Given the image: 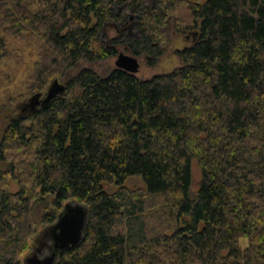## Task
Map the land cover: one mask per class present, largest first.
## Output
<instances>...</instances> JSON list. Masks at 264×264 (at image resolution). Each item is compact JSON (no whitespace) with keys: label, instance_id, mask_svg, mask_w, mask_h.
Segmentation results:
<instances>
[{"label":"trees","instance_id":"1","mask_svg":"<svg viewBox=\"0 0 264 264\" xmlns=\"http://www.w3.org/2000/svg\"><path fill=\"white\" fill-rule=\"evenodd\" d=\"M122 1L0 0V57L10 37L34 39L31 90L66 78L0 141V264H25L38 225L49 232L68 201L88 207V223L57 264H264V0H131L134 23L106 43ZM170 17L194 32L178 68L144 79L96 68L120 48L154 64ZM135 175L145 187L130 193ZM50 195L37 221L33 202Z\"/></svg>","mask_w":264,"mask_h":264},{"label":"rangeland","instance_id":"2","mask_svg":"<svg viewBox=\"0 0 264 264\" xmlns=\"http://www.w3.org/2000/svg\"><path fill=\"white\" fill-rule=\"evenodd\" d=\"M130 1L123 0L117 5H114L116 13L122 18L118 21V24H114V26H110L103 31L102 39L104 42L109 43L115 36L120 34L118 31L120 27L134 23L137 13L130 10ZM148 1L155 2L156 0ZM126 3L127 7L123 8ZM132 33L136 34L137 30H133ZM165 35L167 36L166 50L154 64L149 62L148 56H138L141 64L140 70L136 73L138 77L144 79L157 74H165L178 68L182 64L180 51L194 42V32L190 29H179L176 20L170 17L165 26ZM8 47L11 51V56L0 57V141L12 117L20 113H29L44 105L42 98L46 95L47 89L54 79L58 78L62 83H66V78L53 77L38 102L32 100L36 92L31 90V84L36 64L40 59L38 44L34 39L32 41L22 42L15 37H10ZM121 52L132 54L125 48H120L116 55L96 64V68L101 74H106V72L116 66L115 61ZM7 168L8 164L0 162L1 170H6ZM192 176L191 193L195 195L202 179V169L197 159H193L192 162ZM7 182L13 193L19 190V185L12 178H8ZM104 186L109 192H115L118 189V186L113 183H105ZM125 187L130 193L138 192L145 187L144 180L141 176H130L125 182ZM51 202V195L33 202L34 219L39 221L45 212L54 209ZM45 227L46 224L38 225L36 235L21 256L22 260H25L27 256L31 255L42 258L49 253L48 245L51 243V239H49L50 235L48 232L44 231ZM241 243L246 245L247 239L245 237L242 238Z\"/></svg>","mask_w":264,"mask_h":264},{"label":"water","instance_id":"3","mask_svg":"<svg viewBox=\"0 0 264 264\" xmlns=\"http://www.w3.org/2000/svg\"><path fill=\"white\" fill-rule=\"evenodd\" d=\"M116 67L122 68L132 74H136L141 64L138 56L121 52L115 61ZM66 84L62 83L58 78L54 79L49 85L46 95L42 98L43 103H48L58 94L64 93ZM43 93H36L32 100L38 102ZM89 210L88 207L77 201H68L57 220L49 227L48 234L52 244L48 245L51 249L50 253L39 258L35 255L27 256L24 260L25 264H57L60 253L67 249L77 247L84 238V232L88 223ZM41 250V249H39Z\"/></svg>","mask_w":264,"mask_h":264},{"label":"bare ground","instance_id":"4","mask_svg":"<svg viewBox=\"0 0 264 264\" xmlns=\"http://www.w3.org/2000/svg\"><path fill=\"white\" fill-rule=\"evenodd\" d=\"M179 36H180V35H179ZM181 39H182V38H181ZM127 54H128V53H127ZM51 244H52V242H51ZM51 244H50V245H51ZM50 251H51V249H49V253H50ZM49 253H48V254H49ZM46 255H47V254H46ZM46 255H45V256H46ZM37 257H38V256H37ZM39 258H41V257H39ZM42 258H43V257H42Z\"/></svg>","mask_w":264,"mask_h":264},{"label":"flooded vegetation","instance_id":"5","mask_svg":"<svg viewBox=\"0 0 264 264\" xmlns=\"http://www.w3.org/2000/svg\"><path fill=\"white\" fill-rule=\"evenodd\" d=\"M132 11H134V10H132ZM133 18V17H132Z\"/></svg>","mask_w":264,"mask_h":264}]
</instances>
